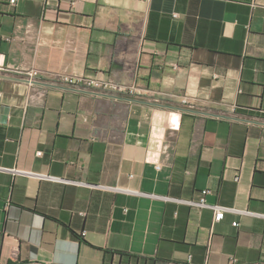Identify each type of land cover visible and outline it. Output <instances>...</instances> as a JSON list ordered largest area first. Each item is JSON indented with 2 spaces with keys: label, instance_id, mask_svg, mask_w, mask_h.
I'll list each match as a JSON object with an SVG mask.
<instances>
[{
  "label": "crops",
  "instance_id": "1",
  "mask_svg": "<svg viewBox=\"0 0 264 264\" xmlns=\"http://www.w3.org/2000/svg\"><path fill=\"white\" fill-rule=\"evenodd\" d=\"M0 76V264H264V0H0Z\"/></svg>",
  "mask_w": 264,
  "mask_h": 264
},
{
  "label": "built area",
  "instance_id": "2",
  "mask_svg": "<svg viewBox=\"0 0 264 264\" xmlns=\"http://www.w3.org/2000/svg\"><path fill=\"white\" fill-rule=\"evenodd\" d=\"M18 0H9L11 6H14ZM27 83L30 85L43 84L47 87H65L69 90L75 91L77 93H85L96 97L103 98H125L130 101L148 95L146 92H142L135 85H125L118 83L112 79H99L91 78L87 76H70V75H53L49 81L44 83L39 79V73L33 71L28 73ZM46 84V85H45ZM157 102V101H156ZM182 105H187L188 101L183 98ZM40 156L41 154L38 153ZM159 169V167H158ZM237 181V179H236ZM207 194V191L202 193V196ZM199 208H209L214 213V221L219 222L223 219L224 213L226 211H231L219 206H208L205 204L204 199L201 198L197 203H191ZM234 227L237 223L233 224Z\"/></svg>",
  "mask_w": 264,
  "mask_h": 264
},
{
  "label": "water",
  "instance_id": "3",
  "mask_svg": "<svg viewBox=\"0 0 264 264\" xmlns=\"http://www.w3.org/2000/svg\"><path fill=\"white\" fill-rule=\"evenodd\" d=\"M1 78H6V79H12V80H17V81H20L19 79L17 78H10V77H5V76H0Z\"/></svg>",
  "mask_w": 264,
  "mask_h": 264
}]
</instances>
